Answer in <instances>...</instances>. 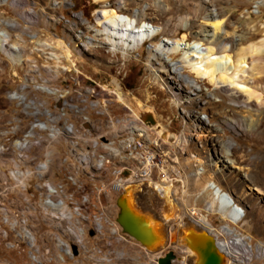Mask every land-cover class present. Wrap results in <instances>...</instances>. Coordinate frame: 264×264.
I'll return each instance as SVG.
<instances>
[{
    "label": "rangeland",
    "instance_id": "rangeland-1",
    "mask_svg": "<svg viewBox=\"0 0 264 264\" xmlns=\"http://www.w3.org/2000/svg\"><path fill=\"white\" fill-rule=\"evenodd\" d=\"M14 1L6 0L5 3L0 4V20L17 24V27L5 25L2 29L9 36V45H17L19 47L18 53H21L19 55L10 50V55L12 52L13 54L8 56L7 53L0 52V106L3 107V97H6L4 111H11L13 108V99L8 95H12L14 92L20 93V86L15 84L21 80L25 73H29L30 82H43L44 73L35 70L34 65L40 70L44 66L55 69L52 73L47 74V81L52 82V88L60 90L62 93L70 92L69 97L73 101L74 98L75 100L79 99L80 92H74L68 87H63L60 83L71 77V72H65L59 67L68 66V62L62 61L59 51L54 46L49 45L55 39L62 38L67 45H71L73 48L72 62L75 67L77 66L78 75L83 81L91 85L99 84L102 87H111L110 89L115 85V81L119 82L121 91L127 95V107L135 113H151L155 121L166 130L168 138L167 146L164 148L166 154L174 157L178 155V148L183 151L184 155L179 160V170L181 169L179 172L184 178L181 179L183 183L178 181L174 185L175 201L180 208V215L189 220L192 214L188 209H193L197 215L207 219V222L216 229L227 224L223 217H227L228 214L226 216L221 214L219 201L215 202L214 190L207 189L208 183L212 179L222 186L226 193L231 194L238 206L243 208L244 218L234 226V229L241 236L249 238L248 243L253 247L254 257H257V247L264 244V109L262 114L257 113L258 116L254 117V114L248 111V107L235 103L228 95L219 94L215 84L213 85L209 78H200L197 73L182 63L184 52L165 54L164 56L170 64L182 66L181 74L188 82L187 80L182 82L180 84L181 90H179L177 85L171 81H165L167 72L159 66V60L156 59V53L153 51L166 40L162 35H158L155 40L147 41L128 56L112 52L110 47L103 45V43L97 47H92V49L85 48L83 41L86 39L84 37L94 38L93 28L101 30V27L96 24L97 16L101 10V5L97 0H20L19 4ZM200 1H169L167 6L171 10L168 8V14L173 15L170 16L171 20L176 21L179 17L186 19L189 17L190 23L206 25L209 19H204L206 11L203 12L201 7L207 5V10H215L218 19L220 18L221 23H224L222 25L226 30L232 33L236 29L234 32H236V37L241 40V48L257 45L264 39V2L260 3L261 0H207L204 2L205 4L202 3V0ZM135 7L131 6L129 9H136L137 7ZM158 10L156 9V11ZM160 12L158 11L159 14ZM151 24L156 28L161 26L162 22L158 18L153 19ZM81 33L83 36L79 40L76 37L77 34L81 35ZM174 38L184 42L185 47L195 43L193 35L187 28L178 29ZM184 38L186 41L183 40ZM99 41L103 42V40ZM35 52H44L49 60L34 54ZM234 53L230 52L232 55ZM193 84L202 91L200 95L202 98L191 103L188 101V103L183 99H187L184 96L188 90H191ZM40 93L46 92L40 90ZM257 96L264 97V93L258 91ZM70 98L65 97V99ZM117 103V101H112L108 105L107 112L111 116L118 117L124 113L120 107L121 104ZM30 104L29 117H36V112L45 111L44 99L39 94H30ZM83 109L84 106H82V114L90 113V107L84 112ZM252 118L255 120L253 121ZM102 119L103 117H100V120ZM35 131L39 134L33 136L36 143L33 166L38 168L42 163L46 164L45 157L51 162L47 163L48 171L44 172L43 175H38V182L52 183L56 187L57 185L63 186L66 163H63L58 155V151H62V143H60L62 137L56 142L45 143L43 131L40 128H35ZM122 135L127 136V134ZM191 135L196 136L192 138ZM177 138L182 143H179ZM65 140L69 139L65 136ZM160 140L162 141V139ZM159 150L163 154L161 146H159ZM221 154L225 157L229 156V160L235 161L237 167L235 166L233 169L229 164L223 166L219 160ZM190 155H194L196 158L198 157V160L204 162L206 173L197 176V168H195V162H192ZM79 163L81 162L76 158V165H79L81 175L90 177L91 182L103 181L104 173H92ZM217 163L221 169L225 170V177L215 172ZM3 167H11V160L3 159ZM238 167H242V171ZM0 168H2V161H0ZM38 172L42 171L38 169ZM243 173H248L250 180L243 178V176L239 177ZM236 174H238L237 177ZM107 178V180L110 179L109 176ZM247 185H250L251 188ZM64 189L66 191V187ZM133 189L134 186L128 190L132 202L136 198V202L133 203L139 204L138 207L141 210L159 216L151 205H147V202L145 203L139 197V194L133 198ZM134 191L136 190L134 189ZM123 192L116 195L114 204L117 197ZM0 200H5V192H0ZM212 205L214 208L209 211ZM110 212L116 222L117 207L112 208ZM205 212H217L218 214L208 215ZM168 230L169 227L167 226L165 233H172L175 238L169 242L175 244L178 230L172 232L171 229L170 232ZM44 232L38 233L44 236L47 234L44 238L46 243L43 246H48V241L52 247L49 235L54 232L53 229H45ZM105 234L108 238H116L112 236V233ZM226 237L223 240H230L229 236ZM15 240L14 233L0 219V264H30L24 245L12 247ZM111 241L114 240L111 239ZM117 245L126 246L125 251L131 247L132 253L126 251L127 259H130L131 262H139V253H133V251H140V244L118 243L115 245L114 242V246L117 247ZM170 246L166 245L163 249V252H166L165 256L169 251H173L175 260L172 264H184L183 259H187V254L182 245L179 244L180 247L178 244L173 247ZM175 247L177 249H174ZM191 253L194 254L193 251ZM254 257L248 264H264V257L259 259Z\"/></svg>",
    "mask_w": 264,
    "mask_h": 264
},
{
    "label": "built area",
    "instance_id": "built-area-1",
    "mask_svg": "<svg viewBox=\"0 0 264 264\" xmlns=\"http://www.w3.org/2000/svg\"><path fill=\"white\" fill-rule=\"evenodd\" d=\"M68 47L73 52L71 45ZM34 54L48 59L44 52ZM62 61L65 60L62 58ZM34 69L44 73L43 82H30L29 73H25L15 84L20 86V93L8 95L13 96L11 111H4L6 97H3V107L0 106V192H5V200H0V219L15 235L12 247L24 245L30 264H158L165 257L163 250L152 257V253L140 246V251H133L139 252V262H131L126 252H131V247L125 251L126 246H114V242L115 245L138 243L121 233L110 210L116 207V195L127 187L138 186L141 189L138 194L146 195L151 189L158 192V185L167 187L178 181L183 183L178 173L183 151L178 148V155H165L167 144L157 138L153 127L140 122L137 114L125 105L119 104L124 111L122 115L114 117L108 114L112 94L99 84L83 81L78 70L72 68L71 77L60 82L63 87L80 92V101H72L57 96L52 82L47 81V74L55 69L44 66L40 70L36 65ZM40 86H48V93H40ZM116 89L121 91L119 82ZM30 94H39L44 99L45 111L37 112L36 117H29ZM82 102H89V114H81ZM126 127H134V134L121 137V130ZM34 128H42L45 143H52L53 131L62 132V151H58V155L66 163L63 187H66L64 199L69 206V214H61L56 209L49 198L48 185L38 182V175L44 172H37L33 166ZM65 132H72L73 140H65ZM143 133H150L152 142L162 147L163 158L143 152L140 141ZM112 151H121V158L114 164L109 180L91 182L90 177L79 173L76 158H83V164L90 165L100 160L101 155ZM3 159H10L11 167H3ZM45 161L51 163L46 157ZM188 211L191 214L195 212L193 209ZM205 213L217 215L216 212ZM223 218L227 224L208 231L217 243L227 238L222 233L223 226L240 235L234 229L240 221L231 219L229 214ZM50 228L54 231L49 235L52 247L48 241V246H43L47 234L38 233H45V229ZM105 233H112L116 238H108ZM246 241L249 242V238Z\"/></svg>",
    "mask_w": 264,
    "mask_h": 264
},
{
    "label": "bare ground",
    "instance_id": "bare-ground-1",
    "mask_svg": "<svg viewBox=\"0 0 264 264\" xmlns=\"http://www.w3.org/2000/svg\"><path fill=\"white\" fill-rule=\"evenodd\" d=\"M5 1L6 0H0V4L5 3ZM97 1L101 5V10L97 16L96 24L99 27H101V30L93 28L94 30L93 29L92 30L94 32V38L84 37L86 39L83 41L85 48L89 46L97 47V45L103 43V45L109 46L112 52L121 53L124 56H128L134 50H137L140 47H142V45H144L147 41L155 40L158 38V35H162L163 37L166 38V40H164L163 43H161V45H159L157 48H154L153 51L156 53V57H157L156 59L159 60V66H161V68L165 69L167 72L166 73L167 78L165 79V81L167 82L171 81L172 83L177 85V89L181 90L180 84L187 80L181 74L182 66L178 67V64H170L164 55L184 52L183 58L181 60L182 63L185 66L191 68L195 73L198 74L200 78L202 79L209 78L210 81L213 83V85L215 84L219 94L228 95L235 103H238L241 106L248 107V111L253 113L254 117L258 116L257 113L262 114V111L264 109V97L257 96V93L258 91H262L264 93V39H262V41L257 45H249L246 48L245 47L241 48V43H240L241 40L236 37L235 35L236 32H234L236 29L233 30L232 33H230L231 31L229 32L228 30H226V28L223 27L222 25L224 23L223 22L221 23V21L219 20L220 18L218 19L215 10H211V9L210 11L207 10L208 8L207 5H202L201 9L204 10L203 12L206 11V14L204 15V19L205 18L206 20L209 19V21H207L206 25L205 24L197 25L195 23H190L189 17L187 19L184 17H179L177 18L176 21H172L173 19L171 20L170 16L173 15L168 14L170 7L167 6V3H169V1L171 0H97ZM206 1L207 0H202V3L205 4L204 2ZM14 2L16 4H19L20 0H15ZM262 2H264V0H261L260 3ZM195 4L199 5L197 3ZM131 6H136L137 8L135 7L136 9L130 10L129 8ZM156 9L157 10L159 9L158 11L159 12L161 11L162 13L160 12L159 14L158 11H156ZM158 18H160L162 24L161 26L155 28L152 26L151 21L153 19L155 20ZM5 25L9 27L12 26L17 27V24H15V22L7 23L4 20L2 21L0 20V52L5 54L7 53L8 56H11L13 52L10 55V50L11 51L13 50L14 52L18 53L19 47L17 45H13V46L9 45V36L2 29V27H4ZM184 28H187L190 31V33L193 35V39L195 43L192 46L189 45L185 47L186 45L183 44L184 42L178 41L174 38L176 31L178 29H184ZM81 36H83L82 33L81 35L77 34L76 38L80 40L82 39ZM99 40H103V42L102 41L100 42ZM183 40L186 41V38H184ZM49 45L54 46V48H56V50L59 51L61 56L60 58H64L65 61L68 62V66H59L63 71L71 72L72 68L76 69L77 66L75 67L72 62L73 61L72 51L70 50L67 43H65V41L62 38L55 39L54 42H52V44ZM230 52H235V53L234 55H232L230 54ZM53 58L55 57L53 56ZM114 84L115 85L113 86L112 89H110L111 87L108 88L107 86H103V88L107 91L108 94H112L113 98L111 99V102L117 101L121 105L128 106L126 101L127 95L123 91L116 89V84H117L116 81ZM40 90L48 93V87L46 86L40 87ZM53 92L56 95L61 96L63 99H65V97L70 98L69 97L70 92L62 93L60 90L57 89H53ZM201 93L202 91L199 90L198 87L193 84L191 90H188V92L184 96L187 99H183V100H186L187 102L189 101L190 103L197 101L198 99L202 98L200 96ZM17 94L19 93L14 92L12 95H17ZM10 98L13 99V96H10ZM78 98H76L78 100H75L74 98V101H80V95ZM71 100L73 101V99ZM57 106L59 107L60 103H58ZM82 106H84L83 109L84 112L86 109L90 107V104L89 102L81 103V114H82ZM143 113L144 112L136 113L137 114L136 116L138 117L137 119H139V121L142 123H144L141 118ZM145 114L152 115L151 113H145ZM152 117L155 120L153 115ZM252 120L254 121L255 119L252 118ZM148 127H153V131L155 130L156 136L159 139H162L163 143L166 144V141L168 140L167 132L161 125H159L157 121H155L154 125ZM40 129L42 130V128ZM38 134L39 133L36 132L34 128L33 136H38ZM122 134H127L126 137H130L132 134H134V127H126L125 129L121 130V135ZM65 136L69 140H73L72 132H65ZM195 136L191 135L192 138ZM60 137H62V132L53 131L52 142L53 141L56 142ZM121 137H125V135H122ZM140 141L143 144L144 153L154 156L155 158H163V154L159 150L160 145L158 143L152 142V136L150 133L140 134ZM177 141L179 143L181 142L179 138H177ZM35 144L36 143L34 138V146ZM190 156L192 162H195L194 165L196 166L195 168H197V176L206 173L204 162L202 160L201 161L198 160L197 159L198 157L196 158V156L194 155H190ZM120 158H121V151H112L111 153L101 155L100 160H95V162L90 163V165L83 164V158H77V159L81 162L79 164L85 167L86 170H90L92 173H96V172L104 173L105 176L104 179H102L104 181L108 179L107 176H109L110 178V175L113 174L114 164L117 163L120 160ZM229 158H230L229 156L225 157L222 155L221 158L219 159L220 163H222L223 166L229 164L234 169L236 166L235 164L236 162L230 161ZM172 161L174 162L175 160L172 158ZM33 162H34V157H33ZM36 169L37 172L38 169L42 172H46L48 171L49 167L47 163L46 164L42 163L40 167L38 168L36 167ZM238 169L242 171V167H238ZM180 170L178 166V173L181 175V172H179ZM215 170H216L215 172H217L218 174L224 175L225 170L221 169V166H218V163L216 164ZM247 175L248 173H243L240 174L239 177L243 176V178L250 180L249 175L248 176ZM237 176L238 174H236V177ZM182 179H184L183 176ZM246 183L248 184V182ZM210 184H212L213 186H211ZM44 185H48V195L50 200L53 202V205H55L56 209L60 210L61 214H69V206L66 204V200L64 199L66 193L64 187L61 185H57L56 187L52 185V183H47ZM160 186L161 185H158L156 187V190L158 192L151 189L150 191H147L146 195L139 194V197L142 198L145 203L147 202V205H151L153 207V210L159 215V218L162 219V223L159 224L154 223L155 230H157V232L165 233V231H167V226L169 227V230L171 229V232L176 231L182 229L184 226H188L189 223H190L189 226H193V227L195 226L207 232L212 228L210 223L207 222V220H205L203 217L197 215L196 212L192 213V217L194 216L196 217L194 218L191 217V219L189 220L184 219V217L180 215V208L177 206V203L175 201L174 186L173 185H169L167 187H163V186L160 187ZM247 187H250V185H247ZM134 189L136 191H134ZM134 189L132 190L133 191L132 195L134 194V192L136 193L137 191L141 192V189L138 186H134ZM207 189L214 190L216 197L215 202H217V200L219 201L220 212L223 216L229 214V217L231 219L239 220V221H241L244 218L245 213L243 208L239 207L238 204L235 203L234 201L235 198H233L231 194L226 193L222 188V186H220L211 179V181L208 183ZM128 195L130 196V193ZM212 208H214V205H212L211 208H209V211L212 210ZM186 220L188 221V223L186 222ZM167 221L168 224L165 225ZM169 230L168 232H170ZM222 233L225 234L226 236H229L230 240L229 239L223 240L220 241L219 243H217L215 239L214 241L216 247L218 248L219 253H221V255L224 258L223 264H229V263L248 264L250 260L255 256V253L254 250L252 249L253 247L250 244H248V242L246 241L247 238L238 235L233 230L226 228V226H224ZM166 236L168 238V242L166 243V245L175 246L178 244L177 242L175 244H170L169 241L175 239L172 236V233H167ZM182 248L185 249V252L187 254V259L186 258L183 259V262H185L184 264H193L195 259V254L191 253L192 251L190 250H186V248L184 247ZM174 249L177 248L175 247ZM128 253H132V252H128ZM133 253H139V252H133ZM152 254H153L152 257H155L154 255L156 254V252ZM263 257H264V244H260L257 247V258H263Z\"/></svg>",
    "mask_w": 264,
    "mask_h": 264
},
{
    "label": "water",
    "instance_id": "water-1",
    "mask_svg": "<svg viewBox=\"0 0 264 264\" xmlns=\"http://www.w3.org/2000/svg\"><path fill=\"white\" fill-rule=\"evenodd\" d=\"M141 118L147 126L155 124V120L150 114L143 113ZM129 189L130 187L125 188L124 192L115 201L118 209L116 222L122 233L139 243L149 253L163 250L168 238L166 233L157 232L154 224L162 223V219L141 210L138 204H134L128 195ZM136 196L137 193L134 192L133 198ZM166 224H168V221ZM189 225L177 231L176 242L186 250L194 252L193 264H223L224 258L219 253L212 235L205 230ZM174 260L173 253L169 252L158 261V264H172Z\"/></svg>",
    "mask_w": 264,
    "mask_h": 264
},
{
    "label": "crops",
    "instance_id": "crops-1",
    "mask_svg": "<svg viewBox=\"0 0 264 264\" xmlns=\"http://www.w3.org/2000/svg\"><path fill=\"white\" fill-rule=\"evenodd\" d=\"M235 201V203H236V200H234ZM237 204V203H236ZM140 247V246H139Z\"/></svg>",
    "mask_w": 264,
    "mask_h": 264
}]
</instances>
